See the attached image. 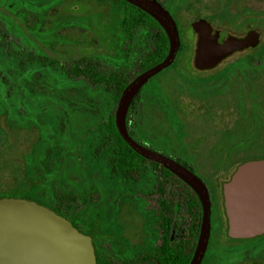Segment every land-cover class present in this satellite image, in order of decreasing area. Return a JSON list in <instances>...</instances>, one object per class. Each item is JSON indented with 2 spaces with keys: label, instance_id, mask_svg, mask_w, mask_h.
I'll list each match as a JSON object with an SVG mask.
<instances>
[{
  "label": "rangeland",
  "instance_id": "rangeland-1",
  "mask_svg": "<svg viewBox=\"0 0 264 264\" xmlns=\"http://www.w3.org/2000/svg\"><path fill=\"white\" fill-rule=\"evenodd\" d=\"M181 1L185 0H179V3ZM208 1L211 3L214 0ZM240 1V15L247 24L254 23L259 29L264 44V0ZM0 5L8 10L10 8L1 3ZM225 10L237 11L236 6L235 9L229 7ZM16 13L15 18L23 16L28 28L34 29V23L39 21L40 34L43 36V45L47 52L62 60L94 54L106 58L111 65H116L123 55L121 51L126 47L118 23L120 16L114 11L111 1L55 0L44 9L41 6L33 8L25 2ZM190 19L191 16L187 14L182 20L184 25L190 22ZM185 38H190L188 30L185 32ZM182 42V51L175 64L153 79L142 91L143 103L140 102L139 107L142 108L140 115L143 114L144 124L139 125L138 138L147 146L158 148L188 165L205 182H213L219 189L221 181L228 178L236 164L226 160L220 163L221 165H215L211 161V154L232 156L236 158V161L233 160L236 163L264 157V92L258 90L259 97L251 102L254 116L249 127L227 132L225 127L235 120L232 114L218 116L219 124L222 123L224 127L222 131L206 129L207 109L215 114L216 109L221 106L230 113V109L232 111L239 106L241 99L238 93L233 95V99L218 98L215 96L218 94L214 92L215 89L208 87L211 83L205 80L220 76L218 71L243 53L233 55L213 71H194L193 51H188V43ZM143 45L144 39L139 35L130 48L136 50ZM255 59L250 63L262 65L254 68V75L263 77L264 51ZM240 76L239 73L232 74L234 78ZM225 77H228V74ZM44 79L47 84H51L52 80L48 76H44ZM154 83H159L162 96L152 99L149 91ZM56 93L52 96H57L64 102L61 111L67 115H64L65 120L63 119L64 124L60 131L54 114L43 112V147L38 153V159L43 167L46 201L56 206L58 200L52 197L51 192H61L64 197L74 199L70 209L76 208L79 213L76 214V210L66 213L69 217L74 216L72 220L78 222L82 230L87 231L92 225H95L97 230L103 225L111 230L110 240H117L120 236L118 240L124 241L122 239L126 238L130 244H135L138 210L141 205L145 207L144 205L150 202L154 203L148 199H157L158 192L164 190L167 194L164 183L166 179L161 175L163 170L153 163L138 160L137 170L129 173L130 178L125 184L116 182L114 185L110 184L109 188H102L100 182L105 171H100L99 165H95L90 158L89 145L94 141H90V134L84 132L94 131L91 110L97 100L76 83L64 86ZM1 125L6 134V137L0 136V189H3L13 184L16 168L36 138V131L21 129L13 133L2 122ZM207 125L209 126V123ZM222 135L235 137L232 139L240 142L238 145H229L223 142ZM205 156L209 159L202 158ZM94 169L96 171H93ZM146 192L151 194L148 199L143 197ZM121 241L118 242V247L123 249L125 245Z\"/></svg>",
  "mask_w": 264,
  "mask_h": 264
},
{
  "label": "trees",
  "instance_id": "trees-1",
  "mask_svg": "<svg viewBox=\"0 0 264 264\" xmlns=\"http://www.w3.org/2000/svg\"><path fill=\"white\" fill-rule=\"evenodd\" d=\"M54 1L0 0L3 6L11 8L8 10L0 5V136L6 137L1 122L13 133L21 129L36 131V138L16 168L13 184L0 189V197H20L41 205L46 204L43 167L38 159V153L43 147V112L54 114V120L61 131L63 119L67 115L61 111L65 104L52 95L72 83H76L79 88L84 87L97 100L91 110L94 131L84 132H88L90 141H94L89 145L90 158L95 165H99L100 171H105L103 181L100 182L102 188H109L110 184L114 185L116 182L125 184L130 178L129 173L137 170L138 160L157 165L137 155L120 138L114 125V110L123 88L135 76L161 62L168 51L164 31L143 11L123 0H97L111 1L114 11L120 16L118 23L126 44L125 49L121 51V60L116 65H111L106 58L94 54H84L68 60L49 55L43 45L39 21L34 23L35 27L31 29L25 25L23 16L15 18V15L20 5L25 2L33 8L41 6L44 9ZM139 35H142L144 45L132 50L130 46ZM181 51L180 47L170 67L175 64ZM161 73L151 78L130 104L126 127L134 139L140 112L139 93ZM44 76L52 80L51 84L45 82ZM175 160L192 170L183 162ZM161 169L170 174L163 167ZM186 189L194 209L198 208L196 196L191 189ZM51 193L52 197L58 200L59 204L55 207L58 213L76 210L70 209L74 199L64 197L61 192ZM78 213L79 211L76 214ZM74 227L77 228L75 225ZM100 228L104 229L103 225Z\"/></svg>",
  "mask_w": 264,
  "mask_h": 264
},
{
  "label": "flooded vegetation",
  "instance_id": "flooded-vegetation-1",
  "mask_svg": "<svg viewBox=\"0 0 264 264\" xmlns=\"http://www.w3.org/2000/svg\"><path fill=\"white\" fill-rule=\"evenodd\" d=\"M156 1L170 14L176 24L180 42L179 49L183 46L182 41H185L188 43V51H193V56L196 50L197 33L192 29L191 25L198 20H203L208 28L219 31V39L221 40L226 38H243L249 31H255L258 34L259 43L256 46H248L231 53L213 68L199 70L194 65L192 68L194 71H213L228 58L235 54L243 53L229 63H226L218 71L221 73L220 76H214L211 79L205 80L211 83V86L209 85L208 87L215 89L214 92L218 93L215 96H218V98L226 99L227 97L228 99H233V95L238 93L241 99V102L238 103L239 106L234 110L232 109V111L230 109V113L225 111L221 106L216 109L215 114L210 109H207L205 116L209 126L207 123L206 129L222 131L224 127L222 123L219 124L220 120L218 116H231L232 114L235 116V120H232L225 127V130H228L227 132H236L242 128L249 127L254 116L251 102L257 98L259 91L262 90V93L264 92V76L254 75V68L261 67L262 63L256 65L257 63L250 62L256 60L255 58L259 57L260 52L264 51V44L262 43L259 29L254 23L253 25L247 24L243 19L244 17L240 15V12H242L240 10L241 1L214 0L211 3L208 0H191L190 2L185 0L184 2L181 1V3H179V0ZM235 6L237 11L230 12L225 10L229 7L235 9ZM187 14L191 16V19L190 22L184 25L182 20L186 18ZM253 20H255L254 17ZM186 30L190 32L189 40L185 38ZM168 68L170 66L164 69L163 72L168 70ZM234 73H239L241 76L234 78L232 77ZM226 74H228V77H225ZM158 85L159 83L152 84V89L149 91L152 99L158 98L160 95L162 96V91ZM255 90L257 91L255 92ZM142 91L139 93V103L141 102V104L143 103V99L141 100ZM158 106L160 107L159 104ZM140 113H142L141 107L139 115ZM140 118L138 119L137 132H135V140L147 146L138 138L139 125L143 126L144 124L142 120L143 114L140 115ZM221 137L224 143L231 144L232 146L238 145L240 142L237 139H232L235 137H225L223 135ZM151 149L173 159L170 154L163 153L158 148ZM202 158L209 159L208 156ZM211 159L215 165H221L220 163H224L226 160H229L228 163L234 162L236 165L228 178L225 181H221L219 189H217L215 183L205 182L195 171L191 170L205 184L210 200L209 235L204 252L197 264H264V233L254 234L245 238L230 237L227 234L228 221L225 215L222 193L223 184L231 179L234 171L240 164L248 160L264 159V157L248 159L241 163H236V158L232 156L220 154H214V156L211 154ZM157 166L161 168V166ZM161 175L164 180L166 179L164 183H166L167 194L163 190L161 193L158 192L157 199L151 200L148 199L151 196L150 192H146L145 196L143 195L145 199H148V201L153 200L154 203L150 202L144 205L145 207L141 205V209L138 210L139 221L136 225L135 244H130L125 240V237V239L121 237L124 241L118 240L120 236L117 237V240H110L109 231L111 230L109 228L102 229L98 227L96 230V226L92 225L87 231L82 230L79 227L80 224L72 220L74 216L69 217L68 213L65 212L66 210L64 212L61 211L62 213L56 211L55 207L59 203L56 206H52L45 200L46 204L44 206L68 219L71 224L73 223L78 228H76L78 231L90 237L95 264H191L200 233V203L199 207L194 209L191 196L186 189L187 186L171 173L168 174L162 171ZM211 177L213 179V176ZM145 199L143 198V200ZM93 220L95 221V219ZM120 241L125 245L123 249L118 247V242ZM131 257H134V259H131Z\"/></svg>",
  "mask_w": 264,
  "mask_h": 264
},
{
  "label": "water",
  "instance_id": "water-1",
  "mask_svg": "<svg viewBox=\"0 0 264 264\" xmlns=\"http://www.w3.org/2000/svg\"><path fill=\"white\" fill-rule=\"evenodd\" d=\"M151 17L164 31L168 51L158 64L135 76L121 91L114 110V125L120 138L140 157L163 167L183 182L201 206V225L191 264L202 256L209 235L210 200L205 184L178 161L132 138L126 127L128 109L139 90L169 67L179 50L176 24L156 0H123ZM197 33L193 65L205 70L216 66L231 53L254 47L258 34L249 31L243 38L219 39V31L203 20L191 25ZM224 210L230 237L245 238L264 233V159L240 164L223 184ZM0 264H95L91 239L71 222L35 201L20 197H0Z\"/></svg>",
  "mask_w": 264,
  "mask_h": 264
}]
</instances>
